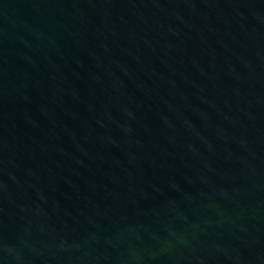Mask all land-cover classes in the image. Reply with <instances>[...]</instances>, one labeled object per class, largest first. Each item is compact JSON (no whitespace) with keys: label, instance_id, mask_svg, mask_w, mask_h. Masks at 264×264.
<instances>
[{"label":"water","instance_id":"95a60500","mask_svg":"<svg viewBox=\"0 0 264 264\" xmlns=\"http://www.w3.org/2000/svg\"><path fill=\"white\" fill-rule=\"evenodd\" d=\"M0 264H264V0H0Z\"/></svg>","mask_w":264,"mask_h":264}]
</instances>
